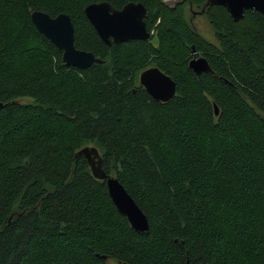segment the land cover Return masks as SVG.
<instances>
[{
	"label": "trees",
	"instance_id": "1",
	"mask_svg": "<svg viewBox=\"0 0 264 264\" xmlns=\"http://www.w3.org/2000/svg\"><path fill=\"white\" fill-rule=\"evenodd\" d=\"M99 2L144 4L157 43L104 44L84 13ZM183 8L0 0V264H264V16L208 8L216 45ZM34 11L68 14L75 47L105 63L67 67ZM193 49L214 74L189 68ZM152 67L177 85L167 103L140 84ZM85 147L146 214L148 235L76 156Z\"/></svg>",
	"mask_w": 264,
	"mask_h": 264
},
{
	"label": "water",
	"instance_id": "2",
	"mask_svg": "<svg viewBox=\"0 0 264 264\" xmlns=\"http://www.w3.org/2000/svg\"><path fill=\"white\" fill-rule=\"evenodd\" d=\"M212 6H221L227 10L231 18L238 22L248 11L259 12L264 16V0H207L201 14ZM147 8L142 3L131 2L122 9L114 8L108 2L92 3L84 13L97 32L99 38L111 47L113 44H124L130 41H148L151 37L147 30L145 18ZM31 20L37 31L47 38L59 51L63 52V62L67 67L85 70L91 66L103 65L101 58L93 53L75 47V27L68 14L51 17L42 11H34ZM189 68L197 75L213 74L206 58H194ZM140 84L152 99L167 103L176 95L177 85L174 80L158 68H151L140 75ZM6 106L0 101V111ZM216 113H219L215 105ZM77 157H84L91 169L93 177L105 181L109 197L117 211L127 218L131 228L140 235H148L150 226L146 214L137 205L119 179L108 174L104 168V159L95 147H85Z\"/></svg>",
	"mask_w": 264,
	"mask_h": 264
},
{
	"label": "flooded vegetation",
	"instance_id": "3",
	"mask_svg": "<svg viewBox=\"0 0 264 264\" xmlns=\"http://www.w3.org/2000/svg\"><path fill=\"white\" fill-rule=\"evenodd\" d=\"M164 3H166L170 8H176V7H188L190 12L192 13V17L191 19H189L188 23L189 25L193 28V30L196 29L193 26V19L194 17H196L197 15L201 16V17H205L206 18V13L205 14H201L202 8L198 9L197 7H195V5H193V3H191L189 0H163ZM149 17V13L147 11V17L145 18V22L147 25V30L150 33L151 37L148 41H151L152 43L156 44V39H155V34L157 33V27H158V23H156L154 25V27L151 29V31H149L148 29V24H147V19ZM193 59L194 58H198V57H202L200 54H198L195 49H193ZM152 68H158V67H152ZM151 69V68H149ZM159 69V68H158ZM148 70V69H147ZM160 70V69H159ZM146 71V70H145ZM143 73V72H142ZM141 73V74H142ZM214 74V73H213ZM140 80V79H139ZM142 86V85H141ZM143 87V86H142ZM144 88V87H143Z\"/></svg>",
	"mask_w": 264,
	"mask_h": 264
},
{
	"label": "rangeland",
	"instance_id": "4",
	"mask_svg": "<svg viewBox=\"0 0 264 264\" xmlns=\"http://www.w3.org/2000/svg\"><path fill=\"white\" fill-rule=\"evenodd\" d=\"M183 14H184V19L187 22H189L188 20L191 19L192 13L190 12L188 7L183 8ZM193 26L196 29V32L199 35H201L205 40H207V42L218 45L219 42L216 38L215 31L210 26L208 20L205 17H201L199 15L194 17ZM199 58L201 57H198L197 59ZM145 70H142L141 72H139V74L141 75V73L144 72ZM140 75H139V79H140Z\"/></svg>",
	"mask_w": 264,
	"mask_h": 264
},
{
	"label": "bare ground",
	"instance_id": "5",
	"mask_svg": "<svg viewBox=\"0 0 264 264\" xmlns=\"http://www.w3.org/2000/svg\"><path fill=\"white\" fill-rule=\"evenodd\" d=\"M98 58V57H97Z\"/></svg>",
	"mask_w": 264,
	"mask_h": 264
}]
</instances>
